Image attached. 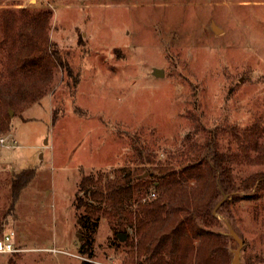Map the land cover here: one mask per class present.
I'll return each instance as SVG.
<instances>
[{
	"label": "rangeland",
	"instance_id": "rangeland-1",
	"mask_svg": "<svg viewBox=\"0 0 264 264\" xmlns=\"http://www.w3.org/2000/svg\"><path fill=\"white\" fill-rule=\"evenodd\" d=\"M28 10L51 13L49 41L68 69L54 72L40 101L11 111L0 132L16 142L0 147V232H14L20 248L0 264H81L76 197L106 209L78 191L82 175L145 176L160 162L188 164L187 135L226 159L242 190L217 215L218 231L231 261L238 245L227 224L243 242L239 264H258L247 258L264 257V181L241 183L264 178V0H0V14ZM32 169L9 210L13 176ZM157 194L135 191L124 208ZM99 216L92 262H127L134 228L115 240L114 225Z\"/></svg>",
	"mask_w": 264,
	"mask_h": 264
},
{
	"label": "trees",
	"instance_id": "trees-1",
	"mask_svg": "<svg viewBox=\"0 0 264 264\" xmlns=\"http://www.w3.org/2000/svg\"><path fill=\"white\" fill-rule=\"evenodd\" d=\"M51 18L47 10L0 14V132L10 127L8 111H23L40 101L53 83L54 72L62 67L68 69L59 49L49 41ZM184 142L181 154L194 152L191 162L179 167L160 162L145 173L154 180L144 179L146 175L140 174L133 177L131 173L106 179L101 172L82 175L78 191L87 193L91 201L103 204L106 209L92 208L76 197L75 208L84 209L78 217V255L84 257L81 264H94L92 240L99 214L114 225L115 240L118 234L125 232L127 225L134 228L136 241L124 244L130 247L127 252L130 259L123 264H231L232 253L218 231L221 222L217 215L228 199L242 189L234 187L230 170L225 166L226 159L214 154L209 144L203 149L194 147L191 135H187ZM34 175L32 169L13 176L9 210ZM263 181L262 177L250 176L243 179L241 187L258 189ZM150 189L158 192L154 198L140 196L134 210H125V200L133 192L146 193ZM226 195V200L213 214L216 203ZM227 239L236 243L230 235ZM247 260L264 263L261 255L249 256Z\"/></svg>",
	"mask_w": 264,
	"mask_h": 264
},
{
	"label": "built area",
	"instance_id": "built-area-1",
	"mask_svg": "<svg viewBox=\"0 0 264 264\" xmlns=\"http://www.w3.org/2000/svg\"><path fill=\"white\" fill-rule=\"evenodd\" d=\"M10 142L8 144L7 142ZM16 142L11 139L10 135L0 136V147L11 148L15 147ZM14 232L3 231L0 235V255L2 254H16L20 248L16 247L14 243Z\"/></svg>",
	"mask_w": 264,
	"mask_h": 264
},
{
	"label": "water",
	"instance_id": "water-1",
	"mask_svg": "<svg viewBox=\"0 0 264 264\" xmlns=\"http://www.w3.org/2000/svg\"><path fill=\"white\" fill-rule=\"evenodd\" d=\"M211 28L213 29L214 33H216V34L220 32V30L218 28H216L213 23L211 24ZM159 74H162L161 70H159V71L154 70L153 71V75L155 77H159L160 76ZM8 114H10V117H12V115H13L11 111H9ZM226 198H227V195L223 196V198L218 203H216V206L213 209V214H216L217 209L226 200ZM227 227H228L229 235L231 237H233V239L237 242V245H238L237 249L234 250V252H233L234 256L232 258L231 264H239V258H240V254H241L240 251H241V248L243 246V242H242L241 238L237 236V234L233 231V229L228 224H227ZM117 238L120 241H125L124 240L125 239V235L124 234H118Z\"/></svg>",
	"mask_w": 264,
	"mask_h": 264
},
{
	"label": "crops",
	"instance_id": "crops-1",
	"mask_svg": "<svg viewBox=\"0 0 264 264\" xmlns=\"http://www.w3.org/2000/svg\"><path fill=\"white\" fill-rule=\"evenodd\" d=\"M31 1H36V0H31Z\"/></svg>",
	"mask_w": 264,
	"mask_h": 264
}]
</instances>
